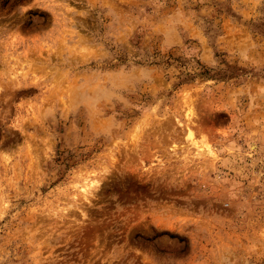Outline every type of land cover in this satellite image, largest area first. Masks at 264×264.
<instances>
[{"label": "rangeland", "instance_id": "obj_1", "mask_svg": "<svg viewBox=\"0 0 264 264\" xmlns=\"http://www.w3.org/2000/svg\"><path fill=\"white\" fill-rule=\"evenodd\" d=\"M0 264H264V0H0Z\"/></svg>", "mask_w": 264, "mask_h": 264}, {"label": "bare ground", "instance_id": "obj_2", "mask_svg": "<svg viewBox=\"0 0 264 264\" xmlns=\"http://www.w3.org/2000/svg\"><path fill=\"white\" fill-rule=\"evenodd\" d=\"M188 113H191V111H189ZM188 113H187V114H188ZM188 115H189V114H188ZM190 116L192 117V116H194V115L192 114V115H190ZM188 136H190V137L193 136L192 133H191V131H190V133L188 134ZM188 136H187V137H188ZM192 138H193V137H192Z\"/></svg>", "mask_w": 264, "mask_h": 264}]
</instances>
